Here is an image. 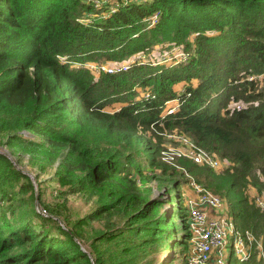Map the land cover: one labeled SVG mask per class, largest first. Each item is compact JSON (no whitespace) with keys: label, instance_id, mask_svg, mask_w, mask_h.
Instances as JSON below:
<instances>
[{"label":"trees","instance_id":"1","mask_svg":"<svg viewBox=\"0 0 264 264\" xmlns=\"http://www.w3.org/2000/svg\"><path fill=\"white\" fill-rule=\"evenodd\" d=\"M179 44L168 63L86 65ZM248 75L264 78V0H0V264L184 262L185 173L223 193L237 229L263 230L247 189L263 187L264 80ZM164 130L227 164L161 161ZM155 179L166 187L150 196ZM73 194L93 207L72 212Z\"/></svg>","mask_w":264,"mask_h":264},{"label":"built area","instance_id":"2","mask_svg":"<svg viewBox=\"0 0 264 264\" xmlns=\"http://www.w3.org/2000/svg\"><path fill=\"white\" fill-rule=\"evenodd\" d=\"M108 1L111 0H91V3L97 8L101 2ZM154 20L155 15L150 22L152 23ZM179 55H182V52ZM133 59L142 60L143 58L141 56L130 58L121 64L110 66L86 65L96 72L112 73L119 69L125 70L126 65L132 63ZM248 77V80L253 78L252 76ZM242 106L240 102H233V105L229 107L240 108ZM172 107L167 110L168 113L174 110V106ZM167 136L178 142V147L171 149L172 155L186 158L192 163L214 170L221 166L219 159L213 153L197 146L189 137L183 134H168ZM169 158L171 159L172 156H165L163 160L166 161ZM167 162L176 166L171 161ZM182 195L184 220L188 231L187 247L183 257L184 264H228L231 256H234L237 261H243L253 251L255 257L264 262V228L262 234L257 237L248 229L242 231L237 229L226 201L190 178ZM251 199L261 214L264 226V194L253 193ZM39 213L44 215L43 210H40Z\"/></svg>","mask_w":264,"mask_h":264},{"label":"rangeland","instance_id":"3","mask_svg":"<svg viewBox=\"0 0 264 264\" xmlns=\"http://www.w3.org/2000/svg\"><path fill=\"white\" fill-rule=\"evenodd\" d=\"M153 15L154 14H151L149 17L144 18V21L148 23L149 21L153 20ZM191 36H193V35H191ZM181 52H182V44H179L177 46H173V47L168 48V49H166L164 47L152 48L147 53H144V54L138 53V54H135L134 56H130L126 60H128L130 58H135V57L137 58L139 56H141L143 59L157 57V61H164V62L168 63L169 61H174V59L179 57L180 56L179 54H181ZM182 56H183V53H182ZM123 62H125V61L120 60L118 62H113L110 64H108V63H100V64L110 66V65H114V64H121ZM86 64H88V63H86ZM89 64L95 65V66L99 65V63H89ZM89 68H91V67H89ZM93 71H94V73H97L95 70H93ZM248 76L246 77V79L247 78L249 79ZM251 76L253 77L252 79L256 78V81H258L260 84L264 80V78L261 76H257V77H255L254 75H251ZM172 103L173 102H170L169 104L172 105ZM230 105H233V102H229L228 106H230ZM168 134H181V133L177 132L175 130H171V131L164 130L163 132L159 133L160 141L162 143V148L159 151V158L161 161H164L168 164H169V162H167V161H171L175 164V160L179 157H177L176 155H172L171 149L177 148L178 142H176V140H174L173 138L168 137L167 136ZM202 149L206 150L207 152L215 154L217 156V158L219 159L221 166L218 169H216V171H218L220 168L225 167V165L227 164L226 162H228L227 160L220 159L218 157L217 153L215 151H212L211 149H206V148H202ZM165 156H167V157L172 156V158L171 159L169 158L168 160L165 161V160H163V157H165ZM19 167L22 169H27V170L33 171V169H29V165L26 162L25 157H24V160L21 161V163L19 164ZM49 173H50V171H48L46 174L42 175L40 177L41 180L47 179ZM177 177L182 180L181 187H180L181 192H184L186 190L187 181H185V180H189V178H190L191 180L195 181L194 177L188 173L187 174L185 173L182 176H177ZM262 180H263V187L260 189V191L257 192L256 188H253L252 190L247 189V195L248 196H251L253 192L264 194V178ZM42 183H43L41 185L42 187L46 186V190L43 194V197L46 198L45 201L49 202L52 199L51 195H50V190H52L53 184L51 182L46 181V180H44ZM147 186L150 188V193H151L150 196H154V195L161 193L163 191V189H165L166 183H163V182L155 179V180H152L150 183H148ZM168 191H169L170 195L172 196V194H173L172 190L170 188H168ZM216 194L221 196L224 200H226V198L223 196V193H216ZM67 203H68L70 210L76 214H82V213L88 212L93 207V203H92L91 199L85 201V199L83 197H81L80 195H75V194L67 196ZM164 208H166V204H164ZM171 224L173 225V227L175 229V235H178L180 227H179L178 213L176 211L174 212V214L171 218ZM262 232H263V230L261 229L260 231L256 232L255 234L254 233H252V234L257 237L258 235L262 234ZM175 248L178 251V247H175ZM169 253H171V251ZM160 256L165 257V258L169 257L168 253H166V252L162 253ZM176 256H179L178 252H177ZM235 262L237 263V259L234 256H231L229 264H232ZM170 264H184V262L180 260V257H176Z\"/></svg>","mask_w":264,"mask_h":264},{"label":"crops","instance_id":"4","mask_svg":"<svg viewBox=\"0 0 264 264\" xmlns=\"http://www.w3.org/2000/svg\"><path fill=\"white\" fill-rule=\"evenodd\" d=\"M251 190H252V189H251ZM253 193H254V192H253ZM253 193H252V194H253Z\"/></svg>","mask_w":264,"mask_h":264}]
</instances>
